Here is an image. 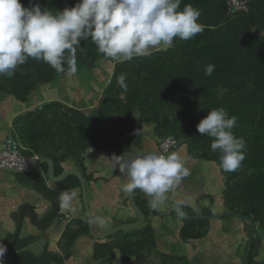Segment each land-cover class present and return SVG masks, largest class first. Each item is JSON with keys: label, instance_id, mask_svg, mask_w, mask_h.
Segmentation results:
<instances>
[{"label": "trees", "instance_id": "16d2710c", "mask_svg": "<svg viewBox=\"0 0 264 264\" xmlns=\"http://www.w3.org/2000/svg\"><path fill=\"white\" fill-rule=\"evenodd\" d=\"M20 2L25 7L31 6L30 0ZM32 2L45 9L47 0ZM78 2L51 0L46 10L62 11ZM247 2L248 11L232 14L227 0H181L180 10L191 4L201 11L198 22L205 26L201 34L187 41L176 39L170 48L155 49L129 61H110L113 71L108 85L96 96L101 98L97 106L78 108L75 104L52 100L41 107H30L16 116L10 137L6 139L17 141L26 158L51 159L56 177L67 170L64 164L78 163L86 184H94L100 179L87 174L86 155L98 151L114 157L141 150L145 126L153 125L158 147L164 139L173 137L178 147L186 146L196 161L215 165L227 188V205L257 224L246 263L264 264L257 261L262 246L259 232L264 231V0ZM81 47L84 51L77 52V68L94 70L98 62L105 60L90 40L82 41ZM207 65H214L211 76L205 75ZM21 67L11 78L0 76V93L21 103H27L38 87L64 76L33 59ZM121 74L126 76L127 91L117 83ZM220 107L229 116L237 117L238 126L232 131L245 141V159L232 172L220 167L221 153L211 150L210 138L196 131L200 120ZM16 176L21 184L31 186L46 199L50 209L41 216L36 207L23 205L11 214L16 228L0 239L7 247L4 264H66L73 256L76 241L89 236L85 211L84 218L73 219L66 225L57 250L50 247L48 230L65 219L67 209L61 204V195L80 190L79 181L69 177L50 187L45 180L46 177L50 181L46 165ZM135 202L149 219L151 206L139 189L135 192ZM26 222L40 231L39 236L22 237ZM206 223L186 221L179 238L183 243L203 239ZM133 236L127 239L126 234L119 232L96 244L94 261L115 264L122 259L142 264H194L182 254L161 253L152 226L134 232ZM39 239H46V244L44 251L36 256L29 248ZM152 252L157 253L160 262L150 260Z\"/></svg>", "mask_w": 264, "mask_h": 264}, {"label": "rangeland", "instance_id": "374dc122", "mask_svg": "<svg viewBox=\"0 0 264 264\" xmlns=\"http://www.w3.org/2000/svg\"><path fill=\"white\" fill-rule=\"evenodd\" d=\"M154 50H150V52ZM112 71L113 65L107 60L98 62L94 70L77 68V72L73 76L64 75L52 84L38 87L30 95L27 103L18 102L13 97L0 93V145L6 137H10L16 116L27 111L30 107H41L51 100H60L70 106L75 104L78 108L90 104L97 106L101 98L96 96L101 92L102 87L108 85ZM141 147V150L134 149L128 154L134 155L137 151L162 154L153 133V125L145 126ZM172 152L177 153L183 159L185 167L190 170V175L183 178L179 184L174 185L166 193L164 202L158 206L161 212H165L170 206L179 205L187 216L207 217L237 213L226 203L227 188L215 165L196 161L188 154L186 146L176 148L169 153ZM63 166L65 169L81 171V166L73 161ZM85 166L87 174H94L100 179L98 183H87L88 203L93 216L95 234L106 233L119 225L135 223L137 217L130 207L129 193L122 191L126 177L118 170L115 157L110 156L109 153L90 152L86 155ZM45 180L48 186L54 187L53 182L48 181L46 177ZM68 193L71 200L66 206V219L59 226L54 225L48 230L49 238H47L52 250H57V243L60 241L66 225L73 219L84 218L80 190L76 189ZM23 205L36 207L41 216L50 209V203L31 186L21 184L16 175L0 172V239L15 230L16 224L11 219V214ZM148 210L150 217L149 219L145 218L141 227L121 231L126 234L127 239H132L135 236H133L134 232L139 233L143 228L152 226L155 230L158 249L163 254H182L194 264H241L250 233L247 223L235 217L198 220L195 222H207L204 225L207 231V233L204 232L205 237L183 243L179 236L186 220L175 212L161 217L154 215L151 207ZM39 234L40 231L29 222L24 224L22 237L39 236ZM259 235L262 246L257 261L261 263L264 262V231L259 232ZM105 241H95L87 235L80 237L73 246L72 258L66 264H101L93 259L94 248L96 244ZM45 244L46 239H39L32 244L29 250L39 256L44 251ZM152 253L150 260L160 262L157 253ZM115 264L142 263L135 260L125 262L118 259Z\"/></svg>", "mask_w": 264, "mask_h": 264}, {"label": "clouds", "instance_id": "9594fccd", "mask_svg": "<svg viewBox=\"0 0 264 264\" xmlns=\"http://www.w3.org/2000/svg\"><path fill=\"white\" fill-rule=\"evenodd\" d=\"M30 5L0 0V76L13 77L29 59L48 64L57 74L73 76L77 52L84 51L82 41L90 40L105 60L123 62L153 49L170 48L176 39L191 40L205 27L198 22L201 11L191 4L180 10L181 0H79L62 11L43 9L32 0ZM213 71L214 65H207L205 75L211 76ZM125 79L121 74L117 83L127 91ZM237 126V117L229 116L223 107L209 111L196 126L201 136L210 138L211 150L221 153L220 167L225 172L235 171L245 159V141L232 131ZM114 157L126 177L122 191L139 189L151 197L153 207L190 175L175 152L137 151ZM70 200L68 192L61 195L62 206H68ZM6 252L7 247L0 243V264H4Z\"/></svg>", "mask_w": 264, "mask_h": 264}, {"label": "water", "instance_id": "95a60500", "mask_svg": "<svg viewBox=\"0 0 264 264\" xmlns=\"http://www.w3.org/2000/svg\"><path fill=\"white\" fill-rule=\"evenodd\" d=\"M50 1L51 0H47L45 9L48 8ZM248 10H249V8H248ZM44 165L47 166V176H48L49 180L53 183H61L69 177H75L79 181V184L81 187L80 190H81L82 204H83V208L85 211V215H86L87 223H88V228H89V236L92 239H94L95 241H104V240H106L112 236H116L121 231H126L129 229H136V228L141 227L144 224L145 216H144L143 212L138 208V206L135 202V192L137 189L133 190L132 192L129 193V204H130V207L132 208L133 212L135 213V215L137 217V221L135 223H132V224L119 225V226L113 228L112 230H110L106 233L96 235L94 232L93 216H92V213H91V210L89 207V203H88L87 184H86V181H85L83 174L79 170L67 169L60 176L56 177L54 174V172H55L54 162L49 158H40V159H37V161L32 166H30L26 169L17 170V169H9V168H0V172L9 173V174H13V175H25V174H29L35 170L41 169ZM146 196H147V200H148V203L151 206V208L157 213V215H160L161 217H165L171 212H175L179 217H181L182 219H184L186 221L213 220V219H221V218H227V217H235V218L247 223L248 225H250V233L248 236L247 246H246L245 254H244L242 261H241V264H246V261L249 258L251 251H252L253 240H254L255 235L257 233V224L250 217H247V216H244L241 214H237V213H224V214L207 216V217L187 216V215H185V213L183 212V210L181 209V207L179 205L170 206L166 209L165 212H161L158 207L152 206L151 197L148 196L147 194H146ZM180 212H182L183 215L178 214Z\"/></svg>", "mask_w": 264, "mask_h": 264}, {"label": "built area", "instance_id": "2783aa9c", "mask_svg": "<svg viewBox=\"0 0 264 264\" xmlns=\"http://www.w3.org/2000/svg\"><path fill=\"white\" fill-rule=\"evenodd\" d=\"M232 14L248 11L247 0H227ZM178 142L169 137L163 140L159 149L163 154L176 149ZM38 158H26L21 153V146L13 139H6L0 149V168L23 170L32 166Z\"/></svg>", "mask_w": 264, "mask_h": 264}, {"label": "crops", "instance_id": "0c3cea01", "mask_svg": "<svg viewBox=\"0 0 264 264\" xmlns=\"http://www.w3.org/2000/svg\"><path fill=\"white\" fill-rule=\"evenodd\" d=\"M52 101V100H51ZM7 138V137H6ZM5 138V139H6ZM5 139L2 141V143H1V145H0V149L2 148V146H3V143H4V141H5Z\"/></svg>", "mask_w": 264, "mask_h": 264}]
</instances>
